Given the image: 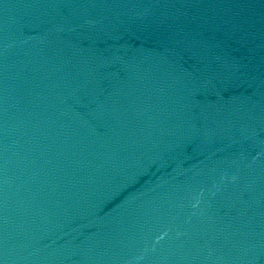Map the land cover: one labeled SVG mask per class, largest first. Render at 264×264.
Segmentation results:
<instances>
[{"label":"water","instance_id":"1","mask_svg":"<svg viewBox=\"0 0 264 264\" xmlns=\"http://www.w3.org/2000/svg\"><path fill=\"white\" fill-rule=\"evenodd\" d=\"M0 264H264V0H0Z\"/></svg>","mask_w":264,"mask_h":264}]
</instances>
